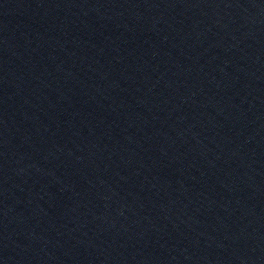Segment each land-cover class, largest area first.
I'll use <instances>...</instances> for the list:
<instances>
[{
	"label": "water",
	"instance_id": "95a60500",
	"mask_svg": "<svg viewBox=\"0 0 264 264\" xmlns=\"http://www.w3.org/2000/svg\"><path fill=\"white\" fill-rule=\"evenodd\" d=\"M0 264H264V0H0Z\"/></svg>",
	"mask_w": 264,
	"mask_h": 264
}]
</instances>
